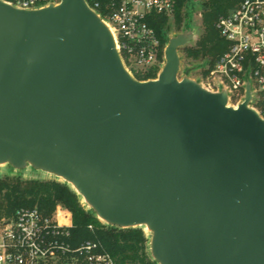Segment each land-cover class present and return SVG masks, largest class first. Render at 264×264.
<instances>
[{"label": "water", "instance_id": "obj_1", "mask_svg": "<svg viewBox=\"0 0 264 264\" xmlns=\"http://www.w3.org/2000/svg\"><path fill=\"white\" fill-rule=\"evenodd\" d=\"M233 10H230L231 14ZM172 35L157 78L126 67L86 0H0V166L63 179L105 223L146 227L159 264H264V118L180 77Z\"/></svg>", "mask_w": 264, "mask_h": 264}, {"label": "built area", "instance_id": "obj_2", "mask_svg": "<svg viewBox=\"0 0 264 264\" xmlns=\"http://www.w3.org/2000/svg\"><path fill=\"white\" fill-rule=\"evenodd\" d=\"M4 1L37 9L62 0ZM178 1L110 0L103 9L100 0H86L111 28L125 65L136 78L162 69L166 46H162L150 20L158 14L173 16ZM231 10L217 23L229 48L200 82L214 91L227 89L230 103L238 105L244 101L250 81L254 95L251 105L264 118V0H238ZM73 227L72 215L59 207L52 215L37 206L17 208L11 216L0 213V264H56L64 259L115 264L100 241L88 240L74 247L70 241Z\"/></svg>", "mask_w": 264, "mask_h": 264}, {"label": "trees", "instance_id": "obj_3", "mask_svg": "<svg viewBox=\"0 0 264 264\" xmlns=\"http://www.w3.org/2000/svg\"><path fill=\"white\" fill-rule=\"evenodd\" d=\"M100 1L104 9L110 0ZM237 3L238 0H179L173 16L158 14L151 18L150 23L165 47L173 32L179 33L186 27H193V14L196 10L200 11L202 26L199 37L191 45L182 47L181 52L193 70L199 69L204 76L215 65L219 56L229 48V41L221 35L217 23ZM189 68L191 66L185 72ZM158 71L159 67L145 75L138 74L137 77L140 80L157 78ZM35 206L46 215H52L58 207L72 215L74 227L70 241L74 247L88 240L100 241L114 257L115 264H159L151 254V235L146 234L144 227L121 228L102 223L68 183L24 178L13 170L0 173L1 214L11 216L17 208ZM89 225H93V229ZM56 264L85 262L78 259L72 263L70 259H64Z\"/></svg>", "mask_w": 264, "mask_h": 264}, {"label": "rangeland", "instance_id": "obj_4", "mask_svg": "<svg viewBox=\"0 0 264 264\" xmlns=\"http://www.w3.org/2000/svg\"><path fill=\"white\" fill-rule=\"evenodd\" d=\"M201 12L196 10L193 14V27L196 31V38L190 42L189 44L187 45H191L192 43H194L198 37H199V31L201 29ZM176 33H172L171 35H175ZM180 56H181V71H180V74L179 76L182 77L184 74H185V69L188 67V66H191L190 64H188V62L186 61L185 57H184V54L181 52V48H180ZM191 77L197 79V80H202V77L203 75L199 72V69H196V70H193L191 73H190ZM253 83H255V80H253ZM13 169L11 167H9L8 165H2L0 166V173H5V172H10L12 171ZM14 171V170H13ZM14 173H17V174H21L24 178H40V179H44V180H57V181H60V182H65L63 179L55 176V175H52V174H49V173H46V172H42V171H39V170H35L33 169L32 167H29V168H26L24 169L23 171H14ZM71 186V185H70ZM72 187V186H71ZM83 203L85 205H87L85 203V201L82 199ZM87 208H89L87 206ZM90 209V208H89ZM97 216V215H96ZM98 218V217H97ZM99 219V218H98ZM102 223H105L103 220L99 219ZM144 231L146 232V234L149 236L151 235L150 231L144 227Z\"/></svg>", "mask_w": 264, "mask_h": 264}]
</instances>
